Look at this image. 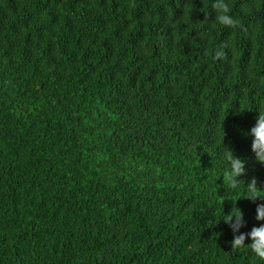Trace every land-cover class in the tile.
<instances>
[{
	"label": "trees",
	"instance_id": "trees-1",
	"mask_svg": "<svg viewBox=\"0 0 264 264\" xmlns=\"http://www.w3.org/2000/svg\"><path fill=\"white\" fill-rule=\"evenodd\" d=\"M228 3L0 0V264H264L220 159L264 191V0Z\"/></svg>",
	"mask_w": 264,
	"mask_h": 264
},
{
	"label": "clouds",
	"instance_id": "clouds-1",
	"mask_svg": "<svg viewBox=\"0 0 264 264\" xmlns=\"http://www.w3.org/2000/svg\"><path fill=\"white\" fill-rule=\"evenodd\" d=\"M210 4L211 9L215 12L214 24L220 26L236 28L238 20L231 14V9L228 0H206ZM217 59H223L226 56L224 50H217L215 53ZM257 111L259 115L256 118L255 126L246 136L252 137V152L255 155L256 161L264 164V100L259 101ZM220 159L224 163L222 177L224 185L231 193L238 192L243 185V190L247 199L252 202L262 201L257 204L256 219L260 223L259 227H254L250 232H241V229L246 226L244 216L241 210L234 209L231 214L223 215V220L229 225L233 232V240L230 242L234 251L250 250L256 257L264 260V191L258 186L255 178L244 183L241 177L246 175V162L238 158L234 152L224 147L220 153ZM250 239L251 243L246 245V240Z\"/></svg>",
	"mask_w": 264,
	"mask_h": 264
}]
</instances>
